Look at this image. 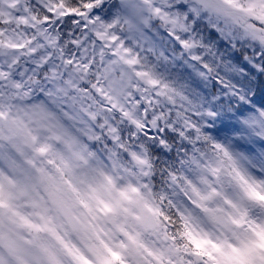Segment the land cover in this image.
I'll return each mask as SVG.
<instances>
[{"label":"clouds","instance_id":"9594fccd","mask_svg":"<svg viewBox=\"0 0 264 264\" xmlns=\"http://www.w3.org/2000/svg\"><path fill=\"white\" fill-rule=\"evenodd\" d=\"M49 2L55 48L0 28V264H264V0Z\"/></svg>","mask_w":264,"mask_h":264},{"label":"snow or ice","instance_id":"6c2138e0","mask_svg":"<svg viewBox=\"0 0 264 264\" xmlns=\"http://www.w3.org/2000/svg\"><path fill=\"white\" fill-rule=\"evenodd\" d=\"M36 3V0H0V28H3L5 24L11 25L16 24L24 27H30L35 30L36 36L45 42V47L55 48V39L53 36H51L46 28L43 27L42 24L39 23V17L36 15V9L33 8V4ZM40 3L45 5L49 10H51L52 5L49 2V0H40ZM206 6L213 7L214 6V0H206ZM61 9H63V6H60ZM91 4H85L84 8L88 9L91 8ZM75 14L76 16H83L85 13L83 11H77L75 9H67V10H60L58 12V15L60 17H63L66 21V23H69L71 25H76L79 23L76 19H69L70 14ZM51 17L50 15L46 14L44 16V24L50 23ZM56 23H59V21H56ZM71 35V33H69ZM76 41H72V44H75ZM11 47H21V45H11ZM4 53L0 51V57H3ZM50 57L42 56L40 61L37 62V67L39 70H43L44 68H47L48 61L50 60ZM61 59H63L61 57ZM65 63H71V61H65ZM128 63H135V60L128 61ZM42 66V67H41ZM0 67H3L2 64H0ZM264 70V69H262ZM53 75H56L57 73L53 72ZM4 75L3 72H0V78H2ZM138 75H145L147 76V73H138ZM149 84H157L158 82L154 79H149L147 81ZM158 123V122H156ZM145 128L147 129V125H145ZM156 131H159L161 133L168 132V129L163 128H156ZM170 136L161 135L160 142H164L168 139H170ZM152 139H155V137H152ZM166 145L164 143H161V147H165ZM247 194L250 198H254L257 194L255 191L249 187L247 189ZM107 208V206H106ZM235 222V221H234ZM199 246V244L197 245ZM114 256H116L115 253H113ZM118 258V257H117Z\"/></svg>","mask_w":264,"mask_h":264}]
</instances>
